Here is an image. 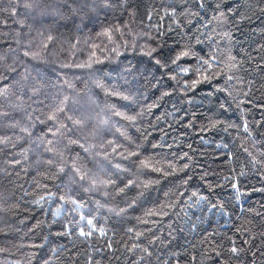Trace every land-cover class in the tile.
I'll use <instances>...</instances> for the list:
<instances>
[{"label": "snow or ice", "instance_id": "snow-or-ice-1", "mask_svg": "<svg viewBox=\"0 0 264 264\" xmlns=\"http://www.w3.org/2000/svg\"><path fill=\"white\" fill-rule=\"evenodd\" d=\"M254 18L264 21V0H7L0 264H264V204L253 209L245 199L264 195V24L246 46L235 36ZM89 24L83 41L59 31ZM127 53L136 63L116 82L98 75ZM77 70H87L93 88ZM203 85L218 94L217 108L184 109ZM146 87L159 93L151 103ZM172 97L184 115L171 143L167 133L149 139L121 130ZM110 98L129 103L119 110ZM253 108L262 112L254 122ZM190 133L219 162L199 166L195 188ZM21 210L29 215L20 218ZM205 212H219L223 223ZM9 213L27 228L22 243Z\"/></svg>", "mask_w": 264, "mask_h": 264}, {"label": "trees", "instance_id": "trees-1", "mask_svg": "<svg viewBox=\"0 0 264 264\" xmlns=\"http://www.w3.org/2000/svg\"><path fill=\"white\" fill-rule=\"evenodd\" d=\"M146 3L150 2V0H145ZM154 2L159 3V0H154ZM7 4V0H0V7H3ZM7 15V14H2ZM11 23V22H10ZM79 23V21H77ZM85 24L88 23V21H84ZM264 24V21L253 19V21L249 24H244L241 26V30L235 33L236 39L245 44V46L249 43H251L252 40H255L257 38L256 35H253V33H259L260 26ZM92 25L89 24L88 28H84V30L80 33H77L75 29H71L69 31L68 29H65L64 27L60 28V33L63 34L62 38L67 39L68 37L75 38L77 35L80 37L81 41H83L86 37H88L91 34ZM0 30H3V25H0ZM9 30H11L9 28ZM98 30V28H97ZM35 35V33H33ZM39 39V37H37ZM6 51V49H5ZM129 61L132 63H136V60L133 59V56L131 53L126 54V59H122L121 61H106L105 64L102 67V72L99 73L101 77H108L109 82H116L118 74H121L122 67L126 66ZM44 71V69H41ZM52 72V66H47V73ZM35 75V73H33ZM76 75L82 76L83 80L87 83L89 88H93L94 85L92 84L91 80L88 78L87 70H77ZM52 79H55V76H52ZM154 90L150 87H146L143 90V98H146L148 103H151L156 96L159 95V93H155L153 95ZM219 99L218 94H213L211 88L207 85L200 86L198 90L196 91L194 97H193V104L188 105L186 103L183 104V108L188 110L189 112L195 111L198 114H208V109H215L217 108V100ZM107 104H115L117 109L123 110L120 108L123 104H128V101L120 100L119 98H110L105 101ZM159 107L152 109V115H146L143 118L142 122L137 123L134 127L129 125L127 122H121L123 131H128L133 136H141V135H148L149 139H152L155 137L156 139L161 138L165 133L168 134V143H171V137L178 135V130L182 131L183 126L182 124L178 123L179 119L183 117V112H176V109L173 108V105H176V108L181 107V103L177 102L176 97L172 98H165L164 100L158 101ZM262 112L260 110H256L253 108V110L249 114L250 121H258L261 119ZM226 116L228 119L235 120L236 114H233V112L230 110L228 113H226ZM187 119V118H185ZM115 124V117H113V125ZM169 125L172 127L169 128ZM112 132L115 133V126L112 127ZM118 135V133H117ZM209 139H212V137H209ZM185 143H192L194 147L197 149V153L194 157L196 163L194 165V178L191 181V184L193 188L199 187L201 184V181L199 180V173H200V167L199 166H205L207 168H210L212 170L217 169L219 162L213 163V156H212V149L202 145L201 141L198 139H195V136L193 133H190L187 137ZM206 152L207 154H203V152ZM185 150H187L185 148ZM30 179V177L28 178ZM250 183L255 184L256 181L254 179L250 180ZM171 185H169L170 187ZM159 187V186H157ZM219 191V190H218ZM221 197L224 198L228 195L227 190L220 193ZM246 207H251L253 209H259L262 204H264V195L260 193H253L250 197H246ZM52 210L56 208V205L53 204L50 206ZM199 214V213H197ZM2 215V214H0ZM29 215L28 213H24L21 210L20 218H23L24 216ZM205 215L210 217L213 221V224H215L216 221H220V223H223V220L220 217L219 212L215 213H209L205 212ZM39 219H42V216H38ZM8 219L10 223H13L14 226L20 227L23 230L19 232L18 238L16 239V243H22L23 237L25 233L27 232V228H24L22 224L19 223V219L13 220L11 214H8ZM32 223H35L34 221ZM169 221H165V226ZM2 226V225H0ZM180 227H183L181 224ZM187 234V233H185ZM191 239V237H189ZM182 242V241H181ZM4 241L0 239V245H3ZM47 251V249H45ZM44 253H40V255H43Z\"/></svg>", "mask_w": 264, "mask_h": 264}]
</instances>
